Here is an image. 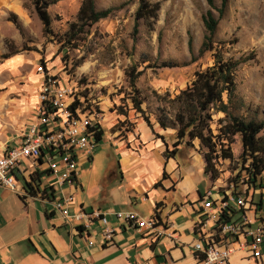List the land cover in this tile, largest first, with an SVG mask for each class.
Returning <instances> with one entry per match:
<instances>
[{
  "label": "rangeland",
  "instance_id": "obj_1",
  "mask_svg": "<svg viewBox=\"0 0 264 264\" xmlns=\"http://www.w3.org/2000/svg\"><path fill=\"white\" fill-rule=\"evenodd\" d=\"M14 1L22 6L27 17L21 25L15 16L16 29L7 21V16L11 34L4 35L2 39L5 52L0 53V57L10 53H14L10 57L22 54L30 57L32 63L15 71L8 69L0 75V96L9 97L11 104L19 102L25 93L31 91L36 77L38 82L34 93L37 95L41 82L37 69L42 67L43 74L52 76L56 84L71 89L72 102H78L77 110L100 118L102 140L93 147L88 161L84 160L85 166L78 162L85 158L80 149L75 167L84 189L87 183L91 189L117 185L123 176L124 183L128 185L127 172L118 169L117 155L136 150V144L141 143L137 127L143 124L131 109L129 99L134 95L127 76L131 68H135L134 73L138 76L134 88L142 101L141 109L154 126L156 107L161 105L155 95L177 93L190 82L194 71L212 64V52L198 55L204 34L201 19L207 9L205 1L146 0L150 4H158L157 17L148 28L142 20H134V0H92L96 11L119 9L79 31L72 25L84 0H59L47 8L49 37L42 36L31 1ZM220 1L213 0L214 9L219 8ZM212 14L216 17L215 10ZM188 38L191 39L190 52L186 45ZM212 46L219 49L223 59L243 62L233 77L237 114L264 122V0H226L212 37ZM3 60L0 59V63ZM166 62L176 63L179 67L167 69L163 67ZM13 109L11 107L10 111ZM120 112H125V118L118 115ZM29 117L26 116L27 121ZM20 132V129L10 133L0 129L2 148L16 142ZM263 133L264 127L260 134ZM160 137L154 140V144L165 142L169 149L173 142L171 132H164ZM223 149L229 152V159L219 158L217 152V158L211 162L216 170V179L209 180V174L208 177H197L200 185L208 186L210 181L221 192L228 188L229 181L236 176L240 179L243 174L238 139L234 138L233 144ZM183 150L190 148L184 147ZM204 152L202 148V158ZM258 193L257 190L253 193V201H256ZM147 209L148 204L138 198L134 210L143 216Z\"/></svg>",
  "mask_w": 264,
  "mask_h": 264
},
{
  "label": "crops",
  "instance_id": "obj_2",
  "mask_svg": "<svg viewBox=\"0 0 264 264\" xmlns=\"http://www.w3.org/2000/svg\"><path fill=\"white\" fill-rule=\"evenodd\" d=\"M8 15L16 16L21 25L27 17L18 2L0 0V53L5 52L4 35L11 34ZM30 63L32 59L27 55L8 57L0 63V75ZM37 82L36 77L31 91L15 104L9 103V97L0 96L3 132L20 129L21 136L25 134L34 119ZM11 107L15 109L10 111ZM141 124L137 127L141 143L137 141L136 150L122 155L115 152L118 169L128 174V185L123 176L117 185L91 189L87 183L84 189L76 174L73 183L56 187L54 177L61 172L58 159L47 160L43 155L35 167L22 160L14 172L15 192L0 186V264H191L198 257L192 250L197 235L210 233L214 224L203 223L204 219L199 217L200 198L211 185L210 181L208 186L200 185L197 179L204 176L202 155L194 144L193 149L184 151L181 147L173 158L164 159L166 143L154 144V136ZM152 130L158 135L169 132L159 130L156 125ZM21 136L5 148L0 144V155L17 145ZM78 162L86 165L82 159ZM48 163L56 164L57 170L52 172ZM26 178L35 185L32 195L26 193L29 192L25 188ZM67 197L71 202L64 207V221L51 202ZM138 198L148 204L143 216L134 210ZM156 204L159 208L154 212ZM92 211L101 213L104 223L93 218L73 220L78 213L89 215ZM115 212H132L146 220L155 213L158 221L153 231L138 230L116 220ZM199 220L202 226L198 225ZM107 231L109 236L105 234ZM157 232L161 234L156 235ZM263 248L258 261L236 248L225 264H264Z\"/></svg>",
  "mask_w": 264,
  "mask_h": 264
},
{
  "label": "trees",
  "instance_id": "obj_3",
  "mask_svg": "<svg viewBox=\"0 0 264 264\" xmlns=\"http://www.w3.org/2000/svg\"><path fill=\"white\" fill-rule=\"evenodd\" d=\"M30 1L33 13L40 23L42 36H51L47 8L59 0ZM134 1L136 3L133 14L134 20H142L150 28L157 17L158 4H150L146 0ZM204 1L207 9L201 19L204 34L198 49V55L212 52V64L202 70L194 71L190 82L179 89L177 93L170 95L165 92L162 96L155 95L156 100L161 105L156 107L154 124L159 130L171 132L173 139L169 149L166 145L162 156L164 159L173 158L181 146H183L182 148L193 149L194 144H196L197 152L200 154L202 148L205 149L203 153V161L205 162L203 174L206 176L209 174V177L207 176L209 180H214L216 179V170L211 162L217 158V152L219 158L229 159L230 154L223 147L233 144L234 138H237L240 144V169L243 174L240 179L239 176H236L232 181H229L228 189L232 194L242 196L254 208L256 221L264 224V133L260 134L264 122L257 121L255 118H247L236 112L233 77L236 68L243 62L239 59H223L218 51L219 49H214L212 46V37L217 22L222 17L226 0L220 1L218 9H214L213 0ZM116 9H119V7L96 11L92 0H84L78 9L76 22L72 27L75 25V27L77 26L76 29L80 31L82 27L92 25L108 17ZM213 10L216 12V17L212 14ZM15 19V16L9 15L7 21L17 29ZM72 36L73 34H71L70 39H72ZM186 45L190 52V38H188ZM13 54L2 55L0 59H7ZM163 67L171 69L179 66L173 62H166ZM134 71L135 68L132 67L127 76L129 88L134 95L129 99L131 109L154 138L161 139L153 132L148 116L141 109L142 101L138 97L139 93L134 88L138 73H134ZM77 106L78 102L73 101L70 109L73 111ZM118 115L125 118V112H120ZM90 133L95 146L103 137L100 124L96 123ZM162 144L165 146L164 142ZM256 190L259 193L256 196V201H253V193ZM29 194L32 195L33 192ZM158 208L159 204H156L154 212ZM236 213L237 211L233 209L229 210L230 216ZM230 216H222L221 218L228 221ZM150 218L155 222L158 221L155 213Z\"/></svg>",
  "mask_w": 264,
  "mask_h": 264
},
{
  "label": "built area",
  "instance_id": "obj_4",
  "mask_svg": "<svg viewBox=\"0 0 264 264\" xmlns=\"http://www.w3.org/2000/svg\"><path fill=\"white\" fill-rule=\"evenodd\" d=\"M37 72L41 74V82L36 95L34 119L27 126L20 142L0 155V186L13 192L16 188L14 172L19 169L21 161L27 160L31 167H35L43 155L47 160L58 159L61 164V172L54 177L56 187L63 183H73L77 174L75 167L79 150L82 149L85 157L81 159L87 161L94 147L90 130L100 121L94 114L77 109L72 111L71 89L56 84L52 76L43 74L42 67ZM47 166L52 172L58 168L54 163H48ZM29 178L25 181V188L29 191L26 192L27 195L35 189ZM70 202V197L51 202L52 208L61 213L64 221V207ZM199 204V217L204 219L203 223L207 221L214 224L210 233L197 235L192 250L198 257L191 264H225L236 248L255 261L261 258L264 224L256 221L254 208L242 196L232 194L228 188L221 192L210 185L201 196ZM230 209L237 213L230 216ZM113 215L116 220L129 223L135 229H155L156 222L151 218L142 219L132 212H115ZM222 216H230V219L224 221ZM92 218L104 223L102 214L98 211H92L89 215L78 213L73 216L76 222ZM198 225L202 226L201 220ZM105 234L109 236V231ZM158 234L161 232L156 233Z\"/></svg>",
  "mask_w": 264,
  "mask_h": 264
}]
</instances>
